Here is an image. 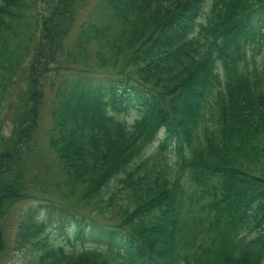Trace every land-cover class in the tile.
<instances>
[{
    "label": "trees",
    "instance_id": "16d2710c",
    "mask_svg": "<svg viewBox=\"0 0 264 264\" xmlns=\"http://www.w3.org/2000/svg\"><path fill=\"white\" fill-rule=\"evenodd\" d=\"M263 47L264 0H0V264L28 199L30 264H264Z\"/></svg>",
    "mask_w": 264,
    "mask_h": 264
},
{
    "label": "rangeland",
    "instance_id": "374dc122",
    "mask_svg": "<svg viewBox=\"0 0 264 264\" xmlns=\"http://www.w3.org/2000/svg\"><path fill=\"white\" fill-rule=\"evenodd\" d=\"M89 6L86 7V9L84 11H82L83 13L81 14L80 19L82 18V16H84L86 14V11L88 9ZM264 48V47H263ZM261 56H263L262 54L259 55L258 58H260ZM26 70V69H25ZM27 73L29 74V72L26 70L22 75H20V79L24 78ZM92 81L95 83H101L102 81H107V80H112L115 77H109L107 75H92L91 76ZM24 87H26V82L21 81L16 85V93L19 95L23 94V89ZM52 98H53V94L51 92L48 93L47 99H46V108H45V112H44V118H43V123L42 126L39 128V132L37 133V136L39 138V140L42 142L43 140H45V136L44 133L46 131V129L50 126V114H48V110L51 107L52 104ZM11 101L14 103L18 102L16 96H14ZM16 101V102H15ZM15 106L12 107L11 111H5V114L7 116L11 117V114L14 111ZM4 134L5 135H9L12 129V126L9 122L6 123V125H4ZM42 156L44 157V153L47 154L45 147L42 148ZM33 200H26V201H20L17 203V205H15L10 214L9 217L7 218V223H6V227H7V237L8 238V242H7V252L5 253L3 260H4V264H30V259H28V254L26 251L23 250H17L14 247V239H15V233H16V223L17 220L20 216V214L22 212H24L28 206L31 204L30 202H32ZM49 229H48V236L49 239L51 241L54 242H61L63 243V241H67V239H74L76 237L74 229H75V224L71 221V220H66L65 222H58L57 219H51L50 223H49ZM80 241H82L81 239H79ZM107 242V239L105 240L104 237L99 236V235H94L91 236L87 239H85V241H83V244H81V246H87V247H97L98 243H105Z\"/></svg>",
    "mask_w": 264,
    "mask_h": 264
}]
</instances>
